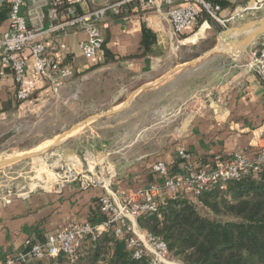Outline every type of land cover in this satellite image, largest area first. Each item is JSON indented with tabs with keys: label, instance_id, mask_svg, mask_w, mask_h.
<instances>
[{
	"label": "crops",
	"instance_id": "0c3cea01",
	"mask_svg": "<svg viewBox=\"0 0 264 264\" xmlns=\"http://www.w3.org/2000/svg\"><path fill=\"white\" fill-rule=\"evenodd\" d=\"M111 1L114 0H107L100 5L88 3L85 8H100ZM227 1L230 7L222 11L221 17L224 19L237 13H242V18L238 20L251 19L257 15L264 17V4L258 10L250 9L257 0ZM246 9L249 10L245 12ZM102 23L109 24V28L102 29V33L110 57L114 58L113 62H106L109 58L105 53L99 58H87L83 54L79 44L87 38L85 33L70 32L59 38L46 39L51 55L75 70V76L61 89L62 97L73 91H82L84 96L96 99L105 86L110 85L114 89L117 84L120 87L123 76L130 80L154 76L159 64L176 49L175 44L186 45L195 36L200 38L201 35L197 33L181 40L173 34L170 23L160 13L140 17L133 12L122 15L111 10ZM211 25L205 21L202 26L209 32L208 36L215 32L216 25ZM5 26L0 27V33L5 30ZM143 26L157 35L155 50L149 54L142 44ZM217 27H221L219 23ZM262 35L258 38H262ZM61 44H66L67 49L61 51ZM256 45L262 43L255 40L248 50ZM221 57L223 59L218 61L219 74L213 82L193 91L187 100L174 103L175 108L166 126L171 129L170 140L165 142L163 135L158 136L161 131H157L155 139H148V135L143 136L145 132H140L120 150L102 149L107 153L93 154L96 159L101 158L100 162L103 160L111 167L115 177L109 181V192L115 194L117 199L152 184L156 180L152 175V166L158 161L165 162L173 173H178L182 169L178 157L181 147L192 155L195 168L212 169L234 153L247 152L264 143V84L246 66L242 56ZM29 65L28 81L34 84L32 61ZM15 93L14 78L8 75L0 84V144L9 138L17 124L16 120L27 116L28 110H33V104L41 102L46 95H53L49 84L36 85L31 101L18 104ZM159 113L163 115V112ZM8 192L0 193V264L6 256L24 250L28 241L45 242L49 235L74 223L91 221V217L98 212L97 200L107 193V189L100 186L83 189L75 182L61 192L43 188L30 190L27 196ZM186 194L190 197L193 195L189 189ZM137 227L140 234L145 233L138 224ZM168 262L179 264L172 259Z\"/></svg>",
	"mask_w": 264,
	"mask_h": 264
},
{
	"label": "built area",
	"instance_id": "2783aa9c",
	"mask_svg": "<svg viewBox=\"0 0 264 264\" xmlns=\"http://www.w3.org/2000/svg\"><path fill=\"white\" fill-rule=\"evenodd\" d=\"M90 1L0 0V5L7 3L10 7L6 28L0 33V84L8 75H12L18 102L30 100L36 85L49 84L53 94L59 95L67 81L75 76L73 67L51 55L47 38L82 32L87 35L79 44L83 54L87 58L103 56L105 38L102 29L109 28V24L102 23V20L111 10L122 15L133 12L140 17L151 13L163 14L178 38L196 27L205 15L226 29L229 24L242 18V13L229 19L222 18L221 6L210 0H114L100 8L86 9ZM263 4L264 0H257L250 9L258 10ZM66 49V44L60 45L61 51ZM243 53L239 56L244 58L246 66L264 84V43ZM30 61L33 63L34 84L28 81ZM178 157L182 162V169L178 173H173L165 162L158 161L152 166V171L159 183H152L120 199L109 192V181L115 177L111 167L103 161L96 162L90 153L83 159L76 157L55 167L43 189L61 192L75 182L83 189L104 187L107 193L99 198L98 204L107 218L98 224L74 223L49 235L45 242L28 241L24 250L6 256L2 264H30L60 257L75 264L78 247L87 239L96 241L107 230L114 231L119 238H128V247L133 251L134 258L148 257L150 264H170L166 243L146 231L140 234L138 217L157 212L168 195L189 189L197 198L207 189L224 190L231 181L239 180L249 172L261 171L264 168V143L247 152H236L212 169L195 168L192 155L183 147L179 149ZM29 193H22L21 196Z\"/></svg>",
	"mask_w": 264,
	"mask_h": 264
},
{
	"label": "rangeland",
	"instance_id": "374dc122",
	"mask_svg": "<svg viewBox=\"0 0 264 264\" xmlns=\"http://www.w3.org/2000/svg\"><path fill=\"white\" fill-rule=\"evenodd\" d=\"M106 1L92 0L90 3L100 5ZM261 18L263 15H257L251 19H237L228 25V29ZM202 19V22L182 35L180 39L190 38L197 33H201L200 36L198 35L200 38L195 36L196 40L191 39L186 45L175 44L176 49L159 64L156 75L134 80L123 76L120 87L116 84L113 89L107 85L100 97L96 99L84 96L82 91H73L64 97L61 93L46 95L41 102L33 104L31 106L33 110H28L27 116L16 120L17 124L13 132L0 144V159L43 150L58 136L84 120L121 108L141 87L155 83L175 68L193 62L217 47H223L221 34L227 29L220 24L221 27H217L218 22L213 19H207L205 16ZM211 20L214 22L213 26L216 25V27H214V34L208 36L209 32L202 26L205 21ZM202 29L204 32H201ZM238 36L240 35H236ZM256 40L264 43V35ZM221 56L223 55L217 54L215 60H209L213 59V56L207 59V62L173 74L159 86L143 92L139 98H136L137 100L135 99L136 101L133 100L129 104L124 112L91 122L49 154L1 170L0 193L9 191L22 194L33 189H41L45 186V182L50 181L55 167L76 157L83 159L87 153L92 156L95 153L94 155L97 156L96 153L104 152L103 150H120L130 144L140 132H145L143 136L148 135V139H155L157 131H161L162 133L158 136L163 135L165 142L170 140L171 129L166 126L175 108L174 103L187 100L193 91L213 82L219 74L218 61L223 59ZM159 112H163V115ZM95 156L93 159L99 162L101 158L96 159Z\"/></svg>",
	"mask_w": 264,
	"mask_h": 264
},
{
	"label": "trees",
	"instance_id": "16d2710c",
	"mask_svg": "<svg viewBox=\"0 0 264 264\" xmlns=\"http://www.w3.org/2000/svg\"><path fill=\"white\" fill-rule=\"evenodd\" d=\"M210 1L222 10L230 7L227 0ZM9 12L7 3L1 5L0 27L7 24ZM142 44L148 54L157 45L156 33L146 26ZM103 49L109 58L106 62H113L106 42ZM152 175L156 177L153 183H159L157 175ZM98 203V212L89 221L94 224L107 218ZM137 224L163 240L168 247L167 257L179 264H264V168L231 181L224 190L207 189L197 198L188 196L186 191L168 195L157 212L140 215ZM55 263L71 264L64 257L30 264ZM75 264L150 263L148 257L134 258L128 238H119L114 231L107 230L96 241L87 239L78 247Z\"/></svg>",
	"mask_w": 264,
	"mask_h": 264
},
{
	"label": "water",
	"instance_id": "95a60500",
	"mask_svg": "<svg viewBox=\"0 0 264 264\" xmlns=\"http://www.w3.org/2000/svg\"><path fill=\"white\" fill-rule=\"evenodd\" d=\"M262 34H264V17L261 19H256L253 21H249L243 25L240 26H233L224 32H222L221 36L223 38V47H217L216 49L210 51L207 54H204L202 57L198 58L197 60L193 62L186 63L184 65H181L174 70L170 71L167 73L163 78L159 79L153 84L141 87L137 92L131 95V97L122 105L121 108L115 109L113 111H110L105 114H100V115H95L93 117H90L83 122H81L79 125L71 128L69 131L63 133L62 135L58 136L55 140L54 143L40 151V152H34V153H25L20 157L17 156H11L9 158H3L0 159V171L11 167L13 165L29 161V160H34V159H39L47 154H49L54 148L59 146L62 142L68 140L73 133L78 131L79 129L87 126L91 122L95 120H100L104 119L110 116H114L117 114H120L124 112L129 104L141 93L151 90L154 87L159 86L166 78L172 76L173 74L183 71L186 69H189L190 67L196 66L197 64L203 63L207 61V59L212 58L213 56L217 54H222V55H232L233 57L239 56L241 53L245 52L248 50V48L251 46V44ZM236 35H240L236 37Z\"/></svg>",
	"mask_w": 264,
	"mask_h": 264
},
{
	"label": "bare ground",
	"instance_id": "6f19581e",
	"mask_svg": "<svg viewBox=\"0 0 264 264\" xmlns=\"http://www.w3.org/2000/svg\"><path fill=\"white\" fill-rule=\"evenodd\" d=\"M79 131V130H78ZM78 131H76L75 133H77ZM75 133H73V135L75 134ZM54 143V141L52 142V144ZM51 144V145H52ZM51 145H48V146H45L44 148H43V150L44 149H46V148H48V147H50ZM41 150V149H40ZM40 150H37L36 152H40ZM42 151V150H41ZM23 154H21V155H15V156H17V157H20V156H22Z\"/></svg>",
	"mask_w": 264,
	"mask_h": 264
}]
</instances>
